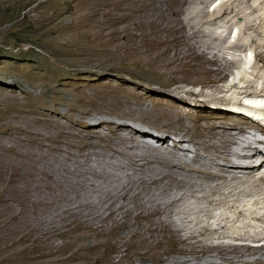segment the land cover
I'll return each mask as SVG.
<instances>
[{
	"label": "bare ground",
	"instance_id": "bare-ground-1",
	"mask_svg": "<svg viewBox=\"0 0 264 264\" xmlns=\"http://www.w3.org/2000/svg\"><path fill=\"white\" fill-rule=\"evenodd\" d=\"M172 1L177 2V0ZM230 1L223 0V3L218 5L212 21L208 20L207 13L202 10L200 15L202 23L209 24L228 19L232 15V20L243 18L246 21V31L256 32L258 25L249 20L250 15L258 11L252 5L253 0H236L237 4H230ZM137 2L142 3L145 10L148 9L156 14L157 17L151 19L150 24H159L158 21L161 18L167 19L168 14L173 16V21L167 25L171 26L173 34L178 36V33H181V36L175 38L173 35L171 47L174 48L177 40H183L186 36L188 39H193V35L190 37V33L186 31V24L179 19L180 9H174L173 4L170 5L168 2L167 6L170 10L167 7L165 11V8L161 7L163 0H138ZM201 2L205 3V0ZM232 20H229L228 28L234 32ZM184 31L186 36L183 34ZM211 32L216 34V31L212 29L210 34ZM92 37L98 40L97 35ZM113 39H107L106 46L115 42L116 38ZM261 46L257 43L251 51L257 60L264 61V55L260 51ZM116 47V51L123 48L121 44ZM188 47L191 49V46ZM232 48L243 52V46L237 45ZM192 49L194 51L190 50V56L201 58L203 63L213 67L204 66L203 72L202 70L197 72L198 76L204 74V77L201 78V75L200 80H190L188 83L208 85L216 83L217 80L221 81L222 68L229 67L231 63L220 64L218 59H208L204 53L203 55L197 53L193 46ZM174 50L175 55L169 57V53L173 50L169 46L167 49L165 47L164 51L159 52L158 55L157 60L161 61L160 64L156 63L161 67L170 66L167 71L170 70L171 73L173 70L179 71L180 66L179 69L173 67L176 66L177 60L181 59L180 57L184 58L187 55L178 49ZM186 51L184 49V52ZM243 53L245 59L242 60L246 68L251 64L253 56L251 57L247 50ZM164 57L170 60L168 58L164 60ZM195 64L193 63V66ZM245 68L243 69L245 73L240 78V85L241 83L247 85L249 82L247 79L249 72ZM258 71L257 77L261 69ZM249 85L253 86L252 80ZM83 93L75 91L66 93L73 96L72 98L70 96L72 101L65 99L63 102L67 103L70 110L75 108L74 114L65 113L66 116H63L67 118V127H57L56 131H52L51 128V131H42L41 128L30 129L17 124L13 130L17 140L26 147L25 151H23L24 148L21 150L12 144L5 143L0 146V177L2 176L1 178L7 182L3 192L5 206L16 203L21 208L14 215V219L16 218L21 226H18V229L12 228L14 235L17 233L13 243L40 237L49 241L51 252H68L64 261L83 262L85 260L83 264L93 262L102 264H264V231L252 233L253 225L246 224L247 222L241 223L239 218H234L229 215L231 212H227L234 210L236 206L237 214L243 217L245 215L243 208L250 207L247 203L244 204L246 197L254 198L252 207L261 205L263 196L260 198L258 195H264V173L260 170L264 167V139L249 136L241 122L248 124V127L259 128L264 134V122L244 121L248 119L242 115L244 112L246 115L254 113L253 118H256L255 114L264 118V90L253 93L241 91L242 94L239 95H244L243 99L246 102L243 101L244 104L235 101L237 106L235 110L245 118H238L239 121H236L237 117L229 116L224 120H213L205 124L194 120V126L183 121L184 116L183 118L182 116L174 117L163 111L151 112L143 106L137 110L129 107L127 111L122 110L117 113L123 105V107L130 106V100L127 98L126 101H121L109 90H95L96 94L93 96ZM225 101L229 103L232 100L225 99ZM211 102L206 100L203 106ZM105 107H109L110 110H105ZM53 112L57 113L59 110L56 109ZM107 116L124 121L117 123L111 121L112 119L108 120ZM221 116L225 118L224 115ZM39 119L40 121L35 122L43 124V121L52 123L57 120L49 119L44 114ZM127 120L130 122L128 123ZM138 121L142 122L141 124L150 125L155 130H157L155 126L157 122H159L157 125H168L171 128L163 135L164 137L150 140L148 136L151 133L142 128ZM103 125L108 126V132L98 129ZM78 127L84 130H79ZM120 130L126 132L121 133ZM9 131L12 130L9 129ZM170 134L178 136L173 141L172 147L169 145ZM186 142L189 143L187 146H185ZM189 146L194 148L193 153H188ZM10 155H14L16 159ZM259 158H263L260 164L257 167L253 166V162L258 161ZM25 160H28V166L24 164L25 162L23 163ZM112 166L119 172L127 171L126 181L121 183L117 181L119 184L116 186L115 182L114 185L111 184L113 186L108 184L105 188L101 187L103 184L114 183L113 180H116L114 177H117V174L109 173ZM104 167H110L111 170L107 169L108 172L106 169H101ZM242 171L245 172L241 176ZM100 183L101 185H98ZM175 191L182 192V195L169 203L157 204L154 200L156 195L169 196ZM198 193L202 196L197 195ZM188 197L207 205V208L198 209L200 214H204L205 220L197 221L195 226L198 228L195 231H192L189 223L188 225L183 223L184 225L178 228L174 225L175 222L168 219L174 214L186 212V207L178 211L177 209ZM204 205L201 204V206ZM216 210H221V213L217 214ZM249 211L254 219L264 222V214L260 216L251 207ZM207 219L213 220V224L209 225L206 222ZM231 227L235 230L231 236H227L230 235V231L225 234L226 237L222 238L221 236L225 235L221 231ZM18 234H21L20 238H17ZM115 235L121 239L122 246L121 244L111 245L112 236ZM206 235L214 239H217V236L219 239L227 238V241L209 243L203 239ZM209 236L207 239L211 241ZM57 238L70 239V241L59 244L55 242ZM228 238L235 242L228 241Z\"/></svg>",
	"mask_w": 264,
	"mask_h": 264
},
{
	"label": "rangeland",
	"instance_id": "rangeland-1",
	"mask_svg": "<svg viewBox=\"0 0 264 264\" xmlns=\"http://www.w3.org/2000/svg\"><path fill=\"white\" fill-rule=\"evenodd\" d=\"M122 1H124V3ZM137 1L138 0H0V146L5 143L12 144L19 147L21 150L24 148L23 151H25L26 147L17 140L16 133H14L15 131L13 130L17 124V126L20 124L24 128L28 127L38 130L41 128L42 131H48L50 128L52 131H56L57 127H67V118H63V116H66V114L72 115L75 111V108L71 107V109H73L70 110L67 103L63 102L65 99L66 101H72L71 98L73 96L66 94L70 91L83 93L86 90L83 94L93 96V94H96L95 90H109L112 95H117L121 101H126L127 98L130 100V106H125V108L123 105V108H119L117 113L122 112V110L127 111L129 107H131L132 110H137L139 107L143 106V108L151 112L163 111L165 114L174 117L182 116L183 118L184 116L183 121H186L187 124L190 123V126L195 125L194 120H198V123L205 124L213 120H224L229 116L237 117L235 119L236 121H239L238 118L247 117L248 120L245 119L244 121L250 122L251 120H257L264 122L263 116L255 114L256 118H253L252 116H254V113H251L252 115H246V112H242L244 117L239 114L240 112L235 110L237 107L235 101L244 104L246 102L243 99L245 98L244 95H239L242 94L241 91L253 93L264 90V61L257 60L251 51L253 46L258 43L262 45L260 51L261 54L264 55V0H253L252 2V5L255 6L258 11L250 15L249 20L254 21L258 25V30L256 32L246 31V21L243 20V18L232 20V15L229 16L228 19L217 20L209 24L202 23L200 16L201 11L205 10L208 15V20L212 21L214 19L215 9L218 5L223 3V0H217V4L216 0H205V3L201 2L203 0H177V2L163 0V5L161 4V7L165 8V11H167L168 2L170 5L173 4L174 9H180L179 19L183 20L186 24V31L190 33V37L193 35V39H188L184 31L183 34L186 37H184L183 40L178 39L174 48L171 47L173 45L171 41L174 36L175 38L181 36V33H178V36L173 34L170 29L171 26L167 25L173 21V16L168 14V17L166 16L167 19L163 20L161 18L162 21L161 19L158 21V23L160 22L159 24H150L149 21L155 19L157 17L156 14L148 9L145 10L143 4ZM235 2L236 0H231L230 4H237ZM174 5H176V7ZM168 10H170L169 7ZM171 17L172 19L170 20ZM229 20L233 21L232 24H234L233 26L235 27L234 32L233 30L230 31L228 28L230 27V24L228 25ZM211 29L212 31H216V34H214V32L210 34ZM94 35H97L98 40H94L92 37ZM109 38L116 39L115 42L106 46L105 42ZM118 44H121L123 48L116 51V46ZM237 45L243 46L244 49L242 48V51L244 52L247 50V53L251 57L253 56L251 64L249 63L250 65L246 67L249 72L247 79H249V82L252 80L253 86H250L249 82L247 85L245 83V85L243 83L240 85V78L245 73V70H243L245 68L244 60H242L245 59V54L237 48H232ZM164 46L166 49L169 46L170 49L173 50L169 53V57L175 55L174 49L183 51L185 55L187 54L184 58H182V56L180 60H177L176 66H172L173 68H178L180 66V69L178 68L179 71L173 70L171 73L170 70L167 71L170 66L166 67L163 65L164 67H161V65H159L161 61L157 60L158 55L159 52L164 51ZM188 46H191V49ZM192 46L197 53H201L202 55L204 53L208 59H218L220 64H226L227 62L229 64L231 63L229 67L222 68L220 74V79L222 78L221 81L217 80L218 83L216 82L208 85L188 83L190 80H200L204 77V74H201L202 77L197 74V72L201 70L203 72L204 66H212L203 63V59L201 58L190 56V50L194 51ZM183 47L185 51L188 48L186 52H184ZM167 58L168 57H164L163 59L166 60ZM193 63L196 64L193 66ZM259 68L261 72L257 77L256 75L259 72L258 70H260ZM94 84L96 86L98 85L97 87L99 88ZM91 85L97 89L93 86L91 87ZM105 87L107 89H105ZM217 89L219 90L216 91ZM225 99H230L232 101L228 103ZM206 100L212 102L209 105L203 106ZM213 101H215V104ZM56 109L59 110V112L54 113L53 111ZM106 109L108 111L110 110L109 107H105V110ZM40 113L42 116L44 114L49 119L55 118L57 120L52 121V123L43 121V124L35 122L36 120L40 121L39 117H42ZM93 114H95L94 111ZM221 115H224L225 118ZM258 116H260V118ZM107 117L108 120L112 119L111 121L117 123L124 121L113 116ZM127 122L129 123L130 121L127 120ZM141 123L142 122L138 121V124H140L142 128L148 131L149 134L151 133L148 136L150 140L156 139V137H164L163 135L171 128L168 125H157L159 123L157 122V124L155 123L157 130H155L150 125ZM241 125L245 127L249 136L264 139V134L259 128L248 127V124L243 122H241ZM9 129L12 131H9ZM78 129L84 130L81 127H78ZM98 129L104 132L109 131L107 125H103ZM120 132L125 133L126 131L120 130ZM194 132L197 136V131L195 130ZM177 137V134L169 135V145L171 147L173 141L177 139ZM185 144V146H187L189 143L186 142ZM188 149H190V151L192 150L188 152L189 154L195 151L192 146H189ZM178 151L181 153L180 150ZM10 157L16 159L14 155H10ZM262 159L259 158L258 161L255 160L256 162L254 161L252 165L257 167ZM23 163L25 165L27 164L26 166L29 165L28 160L23 161ZM111 168L104 167L101 169L111 170L110 172L107 171L113 175L117 174V177L118 174H120L118 177L119 180L117 177H114L116 179L113 180L114 183L98 184L101 185V187L104 186L105 188L108 184L114 185L115 182L116 186L119 184L117 181H120V183L126 181L125 177L128 174L127 171L124 172V170H120L119 172L117 168L115 169L113 166ZM260 170L264 173V167ZM121 171H123L124 174ZM244 172L245 171H242L241 176ZM1 177L0 264H83L85 260L83 262H76L75 260H69L68 262L64 261L69 253L51 252L49 249V241L40 239V237L19 240L15 243L12 242L16 239L15 237L17 234L15 233L14 235L12 228L18 229L21 226L16 218L14 219V215L19 209L21 210V208L16 203L7 204V206H5L3 192L7 182ZM181 195L182 192L175 191L169 196L156 195L154 200L157 204H165ZM197 195L200 196L201 194L198 193ZM258 196L260 198L263 196L261 198V205L257 206L258 208L256 206H253L254 208L252 207L254 198L251 197L244 198V200L246 199L244 204L247 203V205L257 211L260 216H263L264 195L259 194ZM194 200L195 198L188 197L187 200H185L186 202L180 203L177 211L180 210V208L186 207V212L184 214H174L171 218H168L169 221L172 220L173 223L175 222L174 225L178 228L185 223L186 225L189 223V227L192 226V231H195L196 228H198V226H195L197 221L202 219L205 220L204 214H200L198 209L207 208V205L204 202L200 203ZM201 204L205 205L201 206ZM250 207L243 208L245 211L243 217H239L237 214L236 206L234 210L231 209L227 212H231L229 214L230 216L232 215L234 218H239L241 223L247 222L246 224L249 223L253 225L254 230L252 229V233H254V231L263 232L264 222L254 219L249 211ZM190 209L193 211L191 212ZM215 212L220 214L221 210H216ZM206 222H208L209 225L213 224V220L211 219H207ZM232 224L229 225L235 227ZM231 228H227L221 232L225 235L228 234L227 232L231 231L230 235H227L229 237L235 231ZM20 236L21 234H18L17 238H20ZM208 236H204L205 238L203 237V239L209 243L221 240L227 241V238L219 239L217 236V239H214V237L209 236L211 238L210 241L209 238L207 239ZM221 237H226V235ZM118 238L119 237L116 235L112 236L111 245L121 244L120 246H122V241L120 238L118 241ZM127 238H129V236ZM228 239V241L235 242V240L231 238ZM64 241L68 243L70 239L63 240L57 238L55 240V242L59 244ZM92 264L102 263L93 262Z\"/></svg>",
	"mask_w": 264,
	"mask_h": 264
}]
</instances>
